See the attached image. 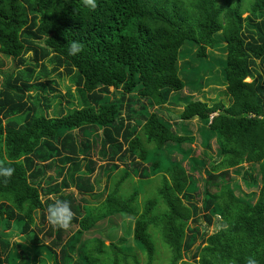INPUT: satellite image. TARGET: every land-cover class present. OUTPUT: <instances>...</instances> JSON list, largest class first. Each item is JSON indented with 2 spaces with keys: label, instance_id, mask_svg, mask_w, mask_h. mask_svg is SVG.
Segmentation results:
<instances>
[{
  "label": "trees",
  "instance_id": "trees-1",
  "mask_svg": "<svg viewBox=\"0 0 264 264\" xmlns=\"http://www.w3.org/2000/svg\"><path fill=\"white\" fill-rule=\"evenodd\" d=\"M95 2L93 10L84 0H0V54L12 63L0 71V163L15 169L0 176V264H29L31 252L42 253L38 264H245L250 256L264 264V0ZM73 42L82 51L69 56ZM185 43L196 46L198 60L208 48L225 51L222 79L215 78L230 97L227 106L191 100L179 114L203 125V156L188 161L190 172L206 175L200 202L193 173L164 153L194 138L157 111L186 87L188 71H209L188 61L179 67ZM52 73L69 77L74 90L62 96ZM79 131L89 139L79 140ZM94 145L118 172L93 206L85 194L99 179L84 177L95 171ZM131 171L138 181L161 176L162 184L139 203L134 184L119 193ZM238 180L256 190L241 192ZM57 198L73 212L66 227L48 222ZM122 214L133 223L121 237L108 228L109 244L88 233ZM12 230L31 251H13Z\"/></svg>",
  "mask_w": 264,
  "mask_h": 264
},
{
  "label": "rangeland",
  "instance_id": "rangeland-1",
  "mask_svg": "<svg viewBox=\"0 0 264 264\" xmlns=\"http://www.w3.org/2000/svg\"><path fill=\"white\" fill-rule=\"evenodd\" d=\"M245 16V14L243 15ZM215 38L218 40H222L221 34L217 33L215 35ZM180 54L178 56V63L179 67L182 68L183 65L185 64V61L190 62L193 68H197L199 66L204 67L206 65L209 66V71L206 74L201 75L199 77L198 74L196 73H191L190 71L185 74V77L188 75L187 78L183 77L185 81L187 82L186 87L183 88L180 92L175 93L174 97L171 98V103H167L165 106H163L162 109H158L157 111L160 112L161 117L163 119H166L167 122L170 123L172 129L177 132L178 134L184 135V136H192L194 138V141L192 143L185 142L182 143L178 146L177 150L172 149L171 150H166L164 153L171 159V160H178L181 161L184 168L189 172L193 173V179L195 180V190L193 191L195 200L197 202H200L201 196L203 194V189H204V180H205V173H201L199 171L193 170L189 171L188 168L190 165L188 164V161L192 159V157L201 159L202 158V152H203V137H202V129L203 125L201 122L196 118L192 119L191 121H182L179 118L180 111L182 110V106L185 105L188 101L191 100H201L205 101L208 103V105H213V104H223V105H229L230 103V97L225 93V88L224 86H221L222 80L217 79L215 77H220L222 76L221 70L223 68V65L225 64V51H223L220 46H217L215 48H208L207 50V56L202 57L201 60H198V58H195L194 52L196 50V46L185 43L181 49H180ZM28 56L25 55V58L28 60L30 53L27 54ZM0 61L3 62V65H0V71H6L8 68L12 67V63L10 59H6L0 54ZM29 64L28 62L26 65ZM23 66L20 65L19 69H22ZM52 65L48 63V68L50 69ZM262 69L264 72V63L262 65ZM61 70V69H59ZM202 69L199 67L200 72ZM2 75L0 74V77ZM182 74H180V77ZM192 76V77H191ZM198 78V82L196 81ZM49 79H53L56 82V87L58 88V91L60 94L63 96L65 91L67 90L68 87H72L71 90H74V86H72L70 82V78L67 77L66 75L61 76L60 78L55 75L51 74ZM222 79V78H221ZM1 80V78H0ZM246 82L251 81L250 78L245 80ZM203 83V86L201 85L200 89H198V84ZM198 89V90H197ZM112 90V88L110 89ZM179 95V100L177 101L176 96ZM135 98L134 96L132 99ZM65 99L62 101L64 102ZM134 100V99H133ZM142 103H146L145 101L142 100ZM174 103V105L172 104ZM64 105V103H63ZM151 110V109H150ZM48 115L51 116V114L48 112ZM76 135L78 136L79 140H84V139H89L88 136L85 134L81 135V132H76ZM83 138V139H80ZM212 149L208 151L210 155L213 156V153L215 151L216 145H215V140L212 139L210 141ZM95 148L92 149V156L95 157L97 160V164L95 166V171L90 175V176H85L84 178L87 179L88 183H93L95 178H98V182L95 183V188L91 193H86L85 198L89 200L90 205H96L99 202L103 201L107 195V192L110 191V186L112 183V175L117 174V170L112 169V165L110 164H105L101 163L102 160L98 157L96 154V150L98 147L94 145ZM185 152H189V155L187 158H185L183 155ZM129 167L128 169H131V164H127ZM123 165H120L119 168H121ZM249 166V164H248ZM207 170L210 169V166L206 165L205 166ZM239 169V168H238ZM254 175L259 178L258 172H257V167L254 166ZM53 170L47 171V174H53ZM231 172V178H238L234 174V172ZM111 174L108 175V174ZM54 175V174H53ZM152 179L150 180H140L139 176L135 174V172L131 171V176L129 179L125 180L120 186V192L131 190L133 184L134 188L140 189L142 191L139 193L138 200L139 203H141L142 200L147 199L148 197H152L154 192L158 189L159 186L162 184V177L161 176H154L151 177ZM61 180V179H59ZM238 184L240 187L241 192H247L249 193L250 191H255L256 189L254 188H248L242 180H238ZM70 191H73L75 193H80L78 189L74 186L71 185L69 188ZM123 192V193H126ZM239 192H237L238 194ZM78 197L82 196L81 194H76ZM83 202V201H82ZM88 203V202H87ZM38 217V215H37ZM36 217V222L39 224V219ZM133 223V219H131L130 216H126L124 214L120 216H115L112 217V219H105L101 222H99L93 229H91L88 233L92 234L93 236L100 237L104 240L105 244H109L110 239L108 238L107 235L110 234L108 231L111 226L113 227L112 230L114 231V234H116L117 237H121L123 235L124 229L129 225ZM212 232V228L209 229V233ZM89 234H85L84 237L90 236ZM22 235L17 234L16 231L12 230V233L9 236V242L10 245L15 253L19 252H28V250L31 251V246L29 245V239H23L21 237ZM127 243L132 245V234L130 233L126 237ZM21 247H19V245ZM34 255V254H33ZM32 252H31V259H29V264H38V260L42 258V253H39L38 256H34L32 258ZM48 264H51L50 262Z\"/></svg>",
  "mask_w": 264,
  "mask_h": 264
},
{
  "label": "clouds",
  "instance_id": "clouds-1",
  "mask_svg": "<svg viewBox=\"0 0 264 264\" xmlns=\"http://www.w3.org/2000/svg\"><path fill=\"white\" fill-rule=\"evenodd\" d=\"M84 3L93 10L96 8L95 0H84ZM81 51L82 44L73 42L69 45L67 54L69 56H76ZM14 171L15 169L13 167H5L0 163V176L9 178L13 175ZM47 213L48 222L57 227H66L73 220V212L70 203L67 200H61L59 198L55 199L54 202L48 206ZM225 227L226 225L222 223L217 224L215 225V230L220 231ZM245 264H258V261L255 257L250 256L246 259Z\"/></svg>",
  "mask_w": 264,
  "mask_h": 264
}]
</instances>
